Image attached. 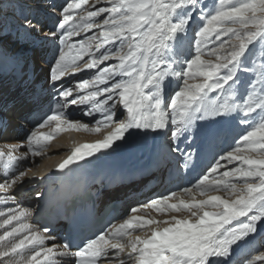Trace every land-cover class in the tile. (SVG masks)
Wrapping results in <instances>:
<instances>
[{
  "label": "snow or ice",
  "instance_id": "6c2138e0",
  "mask_svg": "<svg viewBox=\"0 0 264 264\" xmlns=\"http://www.w3.org/2000/svg\"><path fill=\"white\" fill-rule=\"evenodd\" d=\"M101 2L69 0L55 28L45 34L61 44L50 65L53 86L85 70L96 69V74L60 90V99L28 134L26 145H0V192L7 194L23 182L30 170H21V162L42 155L58 133L107 130L102 139L72 148L56 166L64 171L113 148L131 129L156 132L171 124L177 139L197 120L233 112L240 113V122L248 128L193 187L131 207L119 222L74 251L68 242L47 245L54 240L50 229L22 222L32 215L31 209L9 208L0 220V229H5L0 234V264H41L38 258L44 264H60L58 257L74 264H227L234 246L247 243L264 225V59L251 68L246 65L249 46L264 42V0H216L210 9L202 0H106L107 6L98 7ZM197 13L203 23L194 33V54L188 56L181 45ZM93 29H99L98 35L69 43ZM110 60L116 62L98 67ZM241 71L253 72L255 79L238 99L234 85ZM172 80L178 81L177 89L166 104L164 90ZM209 92L219 95L210 98ZM72 105H86L83 115L101 118L94 123L73 120L66 113ZM117 108L123 110L120 120ZM25 146L27 151H21ZM6 199L0 196V202ZM149 209L166 219L148 216ZM13 221L17 224L8 230ZM150 225H157L150 235L134 234ZM242 264H264V251Z\"/></svg>",
  "mask_w": 264,
  "mask_h": 264
},
{
  "label": "bare ground",
  "instance_id": "6f19581e",
  "mask_svg": "<svg viewBox=\"0 0 264 264\" xmlns=\"http://www.w3.org/2000/svg\"><path fill=\"white\" fill-rule=\"evenodd\" d=\"M51 1L52 0H0V23H2V21L4 20L6 21L5 17L14 19V21L9 20V23H11V25L7 24V29L0 28V98L2 97L1 93L6 96L3 103H1L2 105L8 106L9 103L15 101L23 103V99L28 93L27 84L22 86V83H19L14 89H12L10 84H8V69L6 67L7 64L20 65L21 62H24L28 59V63L31 67H33V69H35V72L40 67L36 75H38L39 73L46 74L47 78L44 90L47 91V95L55 94L58 97L60 90L69 87L74 88L76 82L80 80H90L96 74V69L85 70L74 75H69L63 78L62 82L57 83L55 86H53V82H51L49 78L50 65L53 56L57 52H59L61 44L58 39L45 38V34L55 28L54 27L50 29L49 25L58 17V14L55 12L53 7L49 6L51 4ZM92 2L93 0H90V3ZM97 6H107L106 0H102L101 4ZM25 18L32 21V24L36 26V30H32L26 25ZM102 18L103 17H101L100 19ZM193 21L194 19L192 20V22ZM192 22L188 26L187 37L181 45L182 50L188 56L194 54L195 51V43L193 44V47L191 45V47L187 46L186 48H183V44L187 43L189 41V38L191 37L192 31L190 32V25L192 24ZM98 33L99 29H93L88 33H81L79 36L72 37L69 43H76L77 41L86 39V37L92 36L93 34L98 35ZM216 43L218 44L219 42ZM55 44H58V50L54 48ZM49 50L51 52L50 55H48ZM92 51H95V47L92 48ZM41 54L42 57H46L47 63L46 61L43 63L44 58L42 59V61L40 60ZM87 59L88 57H85V61H87ZM115 62V60L103 62L98 67H107L109 64ZM239 80H243L244 83H247L249 82L250 77L242 72V74L239 76ZM177 84L178 81L175 80H172L170 84L166 82L164 90V100H166V94L167 96L170 95V98L172 97L175 90L177 89ZM236 89L238 99L245 96L248 91L245 86L240 85H238ZM80 94L83 95L85 93L80 92ZM217 94V92L210 93L211 96H216ZM73 95H76L75 91ZM87 107L88 106L86 105H72L66 110V113L71 119L80 120L85 123H94L96 119L101 118L99 114H96L94 117L83 115V112ZM122 111L123 110L121 108H117V120L123 118L121 115ZM239 118H241V115L238 112H233L227 115H218L217 119L214 118V116H208L205 119L197 120L194 126L189 131L182 133L177 139H173L172 137V131H174V128L171 126V124H169L168 129L156 132H153L151 130H141V133L137 134L136 129H131L128 133L125 134V138L123 140L116 142V146L101 153H97L95 157H115L123 153V151L131 149L138 150L136 158L132 161L133 164L145 158L152 160V162H156L158 164H164L165 162H167V159L171 158V162H173V164L176 162V160H180L177 162V164L179 163V165L186 163L196 166L201 161L206 160L212 155L220 157L221 155L226 154H222L221 152L225 151L229 147V145H231L232 138H235L237 136L236 133H238V131L236 130ZM23 126L24 124L19 121L17 117H15V111L13 109H8L6 107L0 106V145L4 143H24L26 145L27 136L32 130L28 131L27 133H22L21 129ZM47 130L48 129L45 128L42 131L46 132ZM105 131H102L99 134H90L86 132L76 131H72L73 135L70 132L58 133L55 138L50 141L47 150L42 155H29L28 158L25 161H22L20 164L21 170H30L28 171V175L25 177L23 182L7 194L0 192V196H7L6 201L0 202V212L5 213V216L0 217V220L6 218L9 208H29L32 210V215L27 217L26 221H24V218H22V222H27L31 224L34 229H38L37 225L32 221V218L36 213L38 198H40L41 195L49 192L52 188L51 182L49 180H46L44 177L45 172L49 169L56 168V166L60 162L67 158L72 148L83 143H92L98 139H102ZM204 139L205 143L200 147L199 145ZM223 140L225 141L223 150L216 151V144H218V142H223ZM197 147L199 148V150L193 152L192 150L194 148L197 149ZM174 149L179 150L174 151ZM21 151H27L26 146L22 148ZM233 163L235 164L236 162ZM228 166L230 167L232 165ZM151 170L153 171V167L149 168L147 171ZM220 170H218V173L214 175L218 176ZM160 178V173L155 172L149 178L139 177L135 180L129 181L127 184L117 188L114 191V194H118L122 198L129 197V195L134 193V196L129 198L126 202L127 211L125 215L127 214L128 209L139 205L138 201L140 199L145 198V200L142 202V204H144L150 199L159 197H151V195H153L154 191H156V193H159L161 191V189L159 190L160 187L150 189L147 192L143 191V189L145 188L144 186L148 183V181H151L152 179L162 181ZM163 178L166 179V176H164ZM184 180L189 182V186H187V188L193 187V185H195L197 181H191L188 177H185ZM0 182H3L2 177H0ZM183 188L186 187L181 185L178 189L172 188L168 191L179 192ZM138 190L142 192L140 196H138ZM213 194L223 195V193ZM197 198L203 197L198 196ZM128 202L130 203L128 204ZM146 214L158 220L166 219V216L158 215L151 209H149ZM119 221L120 219L115 223ZM16 224L17 221H13L12 225L6 226V228L10 230V228L15 226ZM164 226L165 225L163 224L159 225V227ZM153 227H157V225H150L146 230H138L134 234L146 237L151 234L150 230ZM261 227H264V225L258 226L257 233L259 232ZM4 231L5 229H0V234H3ZM255 235L256 233L250 238L247 243L240 246H234L233 253L231 257H229L227 264H242L247 255L249 254L250 256L252 252H254L253 249L255 248H253V245L256 243ZM45 243L50 246L52 243L58 244V241L54 239L46 241ZM260 245L261 244L258 243L259 247ZM38 259H41V264H44L42 258ZM56 259L60 261V264H70L68 258L58 257ZM101 264H106V262L101 261Z\"/></svg>",
  "mask_w": 264,
  "mask_h": 264
},
{
  "label": "rangeland",
  "instance_id": "374dc122",
  "mask_svg": "<svg viewBox=\"0 0 264 264\" xmlns=\"http://www.w3.org/2000/svg\"><path fill=\"white\" fill-rule=\"evenodd\" d=\"M67 2H69V0H59V3L56 2V1H54V0L51 1V4H50L49 6H52L53 9L55 10V12L58 14V17H57V19H56L57 22H58V20H59V18H60V16H59V12H60V10L62 9V7H64V6L66 5ZM57 3H58V6H56ZM202 3H203L204 5H206L207 8L210 9V8H212V7L215 5L216 0H202ZM193 19H194V21H193L192 24L190 25V32L192 31L191 37L189 38V41H188L187 43L183 44V48H186L187 46H188V47H189V46L191 47V45H192V47H193V44L195 43V35H194L195 30L198 29V27L201 26L202 23H203L202 21H200V20L198 19V13L195 14V15L193 16ZM222 39H225V37H222ZM54 46L56 47L57 44H55ZM249 47H250V51H249L248 54H247V55H248V59H247V61H246V65H247V67L251 68V67L253 66V62H254V61H255L256 63H259L261 59H264V42H258V43H255L254 46L250 45ZM56 50H58V48H57ZM57 55H58V52L53 56V58H52V60H51V64L54 63V57H56ZM242 72L245 73V74H247V75L250 77L249 82L244 83L243 80H242V81L238 80L237 83L234 85V87L237 88L238 85H240V86H245V88H246L247 90H249L248 85H249V83L251 82V80H254V76H255V74H254L253 72H245V71H241L240 73H238V75L240 76V75L242 74ZM243 78H244V77H243ZM210 93H211V92L208 93V95H209L210 98H215V97H217V96L219 95L218 92H217L218 94H217L216 96H215V95H212V96H211ZM215 94H216V93H215ZM213 96H215V97H213ZM165 98H166L165 103L167 104V103L170 101V95L167 96V94H166V95H165ZM166 101H167V102H166ZM217 117H218V115L214 116V118H216V119H217ZM212 118H213V117H212ZM214 120H215V119H214ZM240 120H241V118H239V120H238V125H237V130H236V131H238V133H236L237 136H236L235 138H234V137L232 138V143H231V145H229V147H228L225 151L221 152L222 154H223V153H227L228 151H231V150L236 146V141L239 139V136L242 135V134L247 130L248 125H246V124H242V123L240 122ZM207 129H208V127H207ZM234 135H235V134H234ZM205 139H206V138H205ZM205 139L201 141V143H200V145H199L200 147L205 143ZM198 141H199V140H198ZM197 143H198V142H197ZM224 144H225V141H224V140H223V142H218V144H216V146H215V148H217L216 151L223 150ZM210 145H211V144H210ZM194 149H195V148H194ZM194 149L192 150L193 152H196L197 150H199L198 147H197V149H195V151H194ZM209 158H210L209 166H208V168H207V169H206V170H205L200 176H202V175L208 173L209 170H210V168H211V167L214 165V163H216V161L219 159L218 156H213V155H212V156L208 157L206 160H208ZM178 161H180V160H176L175 164H177ZM221 163H222V164H225L226 167H229L225 161H221ZM178 164H179V163H178ZM208 169H209V170H208ZM224 170H225V168H222V169L220 170V172H222V171H224ZM207 171H208V172H207ZM160 177H161L160 179H161L162 181L165 180V178H163L164 176H162L161 174H160ZM164 185H166V184L163 183V184H162V187L159 188V190L161 189V191H160L159 193L153 194V195H151V197H157V196L160 197L161 195H166V194L170 193L169 191L164 192V193L162 192V189H163ZM179 192H180V191H179ZM140 195H141V194H138V196H140ZM144 200H145V198L140 199V200L138 201V204H142V202H143ZM255 241H256V243L253 245V248H255V249H253L254 252H252L251 255L256 254V252H258V251H264V227H261L260 230H259V232L256 233V235H255ZM258 243L261 244L260 247L258 246ZM249 250H250V249H249ZM255 251H256V252H255ZM248 256H249V254L247 255V257H248Z\"/></svg>",
  "mask_w": 264,
  "mask_h": 264
}]
</instances>
